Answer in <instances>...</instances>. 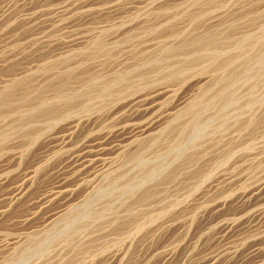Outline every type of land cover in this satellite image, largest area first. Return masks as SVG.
I'll list each match as a JSON object with an SVG mask.
<instances>
[{
    "label": "rangeland",
    "instance_id": "374dc122",
    "mask_svg": "<svg viewBox=\"0 0 264 264\" xmlns=\"http://www.w3.org/2000/svg\"><path fill=\"white\" fill-rule=\"evenodd\" d=\"M0 264H264V0H0Z\"/></svg>",
    "mask_w": 264,
    "mask_h": 264
},
{
    "label": "bare ground",
    "instance_id": "6f19581e",
    "mask_svg": "<svg viewBox=\"0 0 264 264\" xmlns=\"http://www.w3.org/2000/svg\"><path fill=\"white\" fill-rule=\"evenodd\" d=\"M143 111H145V108H143ZM144 115V114H143ZM142 116V114H141ZM145 127V126H144ZM140 129H143V128H140ZM147 129V128H146ZM142 134V132H141ZM118 143V142H117ZM116 143V144H117ZM107 145V144H106ZM113 148V147H112ZM105 147L103 146H95V148H92V149H88L87 151H84L82 152L81 154L78 155V162H79V165H80V169H86L90 164L91 162L94 161V159H102V154H103V151H104ZM106 152V151H105ZM101 163V161L99 162ZM95 164V163H94ZM79 169V170H80ZM83 171V170H82ZM65 186V185H64ZM71 187V186H70ZM18 189V187H17ZM68 191H70V189H66ZM17 193V192H16ZM15 193V194H16ZM20 193V192H19Z\"/></svg>",
    "mask_w": 264,
    "mask_h": 264
}]
</instances>
